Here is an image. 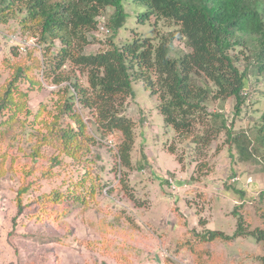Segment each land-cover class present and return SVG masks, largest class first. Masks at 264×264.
Wrapping results in <instances>:
<instances>
[{"label": "rangeland", "instance_id": "rangeland-1", "mask_svg": "<svg viewBox=\"0 0 264 264\" xmlns=\"http://www.w3.org/2000/svg\"><path fill=\"white\" fill-rule=\"evenodd\" d=\"M126 4L127 22L115 36L111 26L108 35L88 33L85 54L139 37L158 44L180 29L172 20L155 22V16L141 22L145 6L132 0ZM4 7L0 93L21 67L14 98L22 96L25 109L14 122L10 117L16 107L0 113V122L9 120L0 126V264H264V242L252 237L202 239L208 229L232 234L240 217L249 227L264 228V145L256 141L264 127V73L249 71L240 110L233 96L224 101L230 134L220 129L209 142L203 138L209 132L206 121H196L189 132L167 125L158 95L134 80L135 97L123 107L135 121L127 168L117 154L121 132L107 131L96 105L84 102L85 97L72 98L70 83H77L94 100L86 69L70 59L55 67L63 44L43 41L40 27L29 18L31 26L21 24L29 17L24 0ZM103 11L109 19L115 7ZM184 45L175 39L172 56L188 51ZM242 57L244 69L248 52ZM195 80L204 83L203 76ZM217 107L211 105L209 112ZM77 118L85 125L83 144L70 153L45 125L54 119L55 128L79 133ZM43 136L60 144L42 145ZM37 146L39 155L34 154ZM246 146L249 153L241 151ZM23 186L28 188L21 212L18 191ZM57 192L62 199H53Z\"/></svg>", "mask_w": 264, "mask_h": 264}, {"label": "trees", "instance_id": "trees-1", "mask_svg": "<svg viewBox=\"0 0 264 264\" xmlns=\"http://www.w3.org/2000/svg\"><path fill=\"white\" fill-rule=\"evenodd\" d=\"M24 1L29 17L26 15L21 19V24L31 26L26 20L29 18L36 22L34 27H40L43 41H49L52 45L59 40L63 44L56 54L61 59L55 67L60 68L70 59L88 72L94 100H88L86 90L78 87L77 83H70L72 98L85 97L84 102L87 99L86 103L90 106L96 105L99 119L107 131L121 132L122 141L117 154L127 168L132 165L135 121L124 114L123 107L128 97H135L134 80L144 82L153 96L158 95L159 111L167 125L178 131L189 132L196 121H206L209 132L203 138L209 142L213 133L220 129H228L230 134L228 116L222 108L224 101L233 96L240 110L249 71L251 73L257 69L260 74L264 73V0H132L145 6V10L140 12L141 22L152 16L156 17L155 22L164 18L179 24V31H170L158 44L152 37H139L120 44L112 41L110 49L92 54L83 52L91 42L87 34H96L101 24L99 17L104 16L115 36L116 31L127 22L128 0ZM15 3L16 0H0V11L4 6L9 8ZM109 6L115 7V11L108 19L103 10ZM177 38L189 50L173 57L171 51ZM246 52L250 62L242 69V53ZM22 72L23 69L18 67L17 74L0 93V113L16 107L10 117L13 122L18 119V113L25 109L22 96L17 101L14 98V87ZM198 76H203L202 85H198L195 80ZM62 80L57 79L55 82L60 83ZM211 105L218 106L217 111L209 112ZM77 121L79 133L72 127L55 128L54 119L51 123L47 122L45 128H53L57 137L62 139L60 143L64 144L63 149L75 153L82 148L80 134L85 132L83 121L80 118ZM6 122L9 120L1 121L0 126ZM256 141L264 145V127L259 130ZM39 143L60 144L44 136ZM248 146L242 147L241 151L249 153ZM39 149L40 146L35 147V155H39ZM233 182L238 181L235 179ZM26 188L28 186H23L18 191L21 212V197ZM235 190L243 192L242 189ZM261 195L264 196V190ZM62 198L63 195L57 192L53 199ZM75 199L80 200V196ZM261 218L264 220L263 212ZM246 237L264 242V228L249 227L240 217L232 234L208 229L202 235L203 241L222 238L233 242Z\"/></svg>", "mask_w": 264, "mask_h": 264}, {"label": "clouds", "instance_id": "clouds-1", "mask_svg": "<svg viewBox=\"0 0 264 264\" xmlns=\"http://www.w3.org/2000/svg\"><path fill=\"white\" fill-rule=\"evenodd\" d=\"M99 21L101 22V24L99 25V28H98V30L96 31V35L98 36L99 34H103V35H108V34H110V33H111V28L108 27V25H107V21H106L105 17H104V16H100V17H99ZM102 26L105 27L104 30L102 29Z\"/></svg>", "mask_w": 264, "mask_h": 264}, {"label": "built area", "instance_id": "built-area-1", "mask_svg": "<svg viewBox=\"0 0 264 264\" xmlns=\"http://www.w3.org/2000/svg\"><path fill=\"white\" fill-rule=\"evenodd\" d=\"M102 29L104 30V29H105V27H104V26H102Z\"/></svg>", "mask_w": 264, "mask_h": 264}]
</instances>
